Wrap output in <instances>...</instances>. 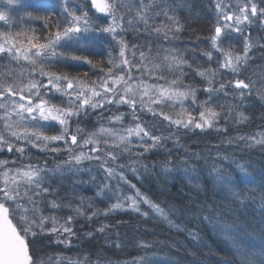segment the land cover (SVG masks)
<instances>
[{"label":"snow or ice","instance_id":"obj_1","mask_svg":"<svg viewBox=\"0 0 264 264\" xmlns=\"http://www.w3.org/2000/svg\"><path fill=\"white\" fill-rule=\"evenodd\" d=\"M70 0H60L62 6V15L65 17L64 23L59 22L55 25V30H49L41 38L35 34V30L17 31H0V58L8 57L10 61H26L30 66V72L27 76L21 73L19 80L0 79V150L6 149L8 152H17L21 155L29 147L37 148L42 151H51L59 153L68 152V158L62 163L54 165L49 169L45 163L44 167L36 165H26L21 168L11 169L7 167L8 161L0 160V264H44L42 260L34 259L30 252V246L35 244L38 239L42 238L44 233L67 234V239L57 240V243L69 244L71 238L75 235L70 225L73 216L67 217L64 224H60L55 216L45 217L37 216L36 204L38 200L50 192L49 187H45L47 174L65 175V169L68 172L90 171L82 169L84 161H102L100 167L106 173V179L117 177L125 181L132 189H135L134 196H125L124 202L119 199L112 203L103 214L108 215L110 212L131 208L135 212H140V204H147L150 209L159 214L161 218L167 221L170 227L177 230H187L189 237L194 241L200 240V234L195 229H184L169 219L168 213L160 207L159 204L151 201L143 195L136 185L128 181L123 171L119 173L117 168L123 169L125 165L107 166V159L117 160V155L113 151H104L105 147L121 149L123 152L131 153L133 148H142V152L136 153L137 157L143 156L145 152L151 151L157 146H162V142L171 139V136L153 135V129L146 126L137 116V109L140 112L151 113L154 117L160 116L168 121L169 126H175L183 129H204L211 128L217 121L220 113L212 105L213 97L220 93L226 96V88L231 86L238 100L245 98V90L249 89V84L244 79H233L219 82V86H214L217 81V74L221 70H228L236 77L242 68L247 66L249 60V51L253 45L245 37L243 53L225 50L219 46L222 34L231 32L242 33L244 27L251 25L259 14L264 17V8H258L257 4L251 2L237 4L234 11L227 10L230 6L224 5L222 0H217L215 7L217 9V24L214 29V35L208 39L211 41L212 48L217 50L223 57L218 61V68L198 69L197 75L204 78L207 86L203 91L207 94V99L197 101V91L199 89L191 84L183 85L182 77L184 76L182 66L187 61L182 56L174 55L175 49L165 50L167 53L163 57V63L147 62V57L143 51L139 53V63L131 60L126 55V50L138 49L137 45H132L129 49L128 43L123 38L117 39L119 32L125 31L124 21L127 16L129 28L135 24L143 23L145 31H151L164 40L169 39V33H179L182 30L179 17L175 15L176 8L172 7L170 0H85L90 7L83 5L76 9L69 8ZM9 7L21 6V0H7ZM24 7L36 11H47L50 5L47 0H35L32 4L23 5ZM183 3H178L176 7H183ZM94 10L95 13L103 14V18L108 20L106 25H100L93 22V17L89 12ZM173 13L170 15L169 13ZM134 13V15H130ZM163 16L168 23L161 22L153 26L149 23L155 17ZM29 19H43L47 25L51 19L49 16L33 17L31 12L27 13ZM23 19V17H21ZM0 22L11 28L13 21L8 14L0 11ZM92 33L111 34L116 44L119 46L117 55L109 52V58L102 64H93L87 56L76 55L75 52L82 51L86 47V42L93 39ZM43 40V42H39ZM26 40V43H25ZM73 49L74 51H68ZM159 50H157V54ZM209 60L212 59V52L204 53ZM132 57L136 56L135 51H131ZM67 61H85L94 68H97L101 75L96 80L80 78L79 76H69L66 73H59L49 70L53 63H62ZM104 64H107L105 69ZM172 70L173 68L180 71L177 79L168 80L164 75H158L164 68ZM189 67H191L189 65ZM11 78V73H8ZM39 77V78H37ZM155 78L156 81L164 83L149 82ZM60 97V103H53L54 97ZM191 99L192 107H184L185 101ZM171 102L175 107L180 105L177 112L169 115L159 110L157 106ZM111 105H126L130 109L132 122L127 127L119 129L106 128L103 125L91 132L77 123L75 129H72L71 122L75 118L77 121L81 115H86L88 110H101V115L106 107ZM222 107V106H221ZM200 110L196 112V109ZM194 112L196 114L194 115ZM126 113L112 115L108 118L109 123L123 124ZM241 120H247L248 117L239 113ZM52 122L59 125V133L56 135H47L42 128L53 126ZM29 125H34L30 127ZM79 137V139H78ZM133 139L138 141L133 144ZM241 140H247L250 145L264 146V133H259L252 137H239ZM147 141H151L148 143ZM54 142H62L64 148H49ZM178 142V140H177ZM87 151H76V149H85ZM228 160L227 156L222 157ZM139 161H133L136 163ZM165 164L164 171L170 169ZM187 164V161H182ZM230 163L235 164V169L239 172V181L232 171L221 165L214 164L209 178L212 180L213 187L219 192L226 194V198L236 203L240 207H246L248 204L255 203V188L250 185L257 184L256 178L250 173L245 163H237L232 160ZM147 172V166L141 165ZM135 175L136 168L131 169ZM186 174L190 171L195 172V168H184ZM139 178V177H138ZM94 179V178H93ZM242 183L243 188L238 187ZM109 185L104 184L97 192V196H103L105 189ZM199 185H193L194 190L199 191ZM259 187L264 189V173L261 174ZM23 189V190H22ZM249 193H252L251 195ZM189 201L186 211L193 219H198L204 224L210 226L222 239H224L233 250V254L239 257V264H264V244L259 248L255 245L244 243V239L255 235V229H250L246 221L238 219L228 220L227 215L219 211L220 206L215 202L198 201L188 194ZM26 201L30 208L25 207L21 201ZM126 202H128L126 204ZM84 199L81 198L80 204L72 210L76 215H84L82 207ZM53 209H59L62 205L56 201H50ZM68 207H72L68 205ZM195 211H192V209ZM261 220L258 231L264 237V192L260 196ZM31 213V215L29 214ZM99 215L98 211L88 214L87 218L91 220L94 216ZM148 216V212L142 213ZM50 221L53 227H45L46 222ZM103 233L105 226L97 229ZM86 235L91 236L92 233ZM142 247H149L147 244H141ZM117 247L119 245L117 244ZM144 258H140L139 264H143ZM78 264V262H74ZM133 264H138L134 260Z\"/></svg>","mask_w":264,"mask_h":264},{"label":"trees","instance_id":"obj_2","mask_svg":"<svg viewBox=\"0 0 264 264\" xmlns=\"http://www.w3.org/2000/svg\"><path fill=\"white\" fill-rule=\"evenodd\" d=\"M254 1L258 8H264V0ZM170 3L172 7L176 8L175 15L179 17L183 25L182 30L174 34L175 38H173V33H169L171 42L162 37L158 38L150 30L145 31L143 23L135 25L136 27L131 30L137 34L136 43H140L143 51L148 52V56H153L149 59L152 63H163L164 56H155L160 48L161 50L175 49L176 52L172 54L182 56L187 61V64L183 65L181 69L184 73L182 86L191 84L197 87L199 89L197 99L199 95H203L199 97H203L205 100L207 94L203 89L207 83L196 73L198 69L218 68L216 56L220 53L212 48L211 41L208 39L214 35L218 20L214 0H170ZM178 3H183L184 6L176 7ZM86 5L89 7L88 4ZM40 12L36 11V16L43 17L44 15ZM90 12L93 14L92 11ZM93 15L99 24H103L106 20L100 14ZM58 21V15L51 13V19L48 22L50 26H47L43 19H37L34 24L25 23L24 29L35 30V34L43 38L49 28L55 30ZM161 22L168 23L163 16L155 17L154 21H149L153 26ZM255 23L256 25L252 26L255 47H252L248 53L247 66L242 68L241 73L236 77L226 69L221 70L216 77L217 83L214 85L216 87L219 86V82L237 78L244 79L245 83L249 84V89L245 90L246 95L242 101L235 98L238 93H234L231 86L226 88L227 96L220 93L213 97L212 104L215 110L220 113L215 123H218L224 131L213 136L209 135L212 131L210 129L189 131V135H183L181 129L169 126L168 121L160 116L154 117L151 114L147 117L148 113H142L138 108L137 116L150 128L153 127V135L162 134L165 137L171 136V139H166L162 142V146L145 152L139 158L136 153L140 151H136L116 163L126 166L123 169L117 168L118 173L123 171L127 180L135 184L136 189H139L143 195L159 204L175 224L180 225L181 228L195 229L199 232L200 240L194 241L189 237L187 230L181 231L170 227L167 221L153 212L147 204H140L141 211L139 213L131 208H125L104 215V210L110 207L114 199L107 193L108 189H105L103 196L96 198L97 191L107 184L105 181L111 179V182L116 184L115 186H130L125 181L119 180L118 176L106 179V173L100 167L99 175L94 174L92 178L85 179L68 172L51 180L55 182L54 185L50 183L51 181L47 182V186H52V188L48 193V198L43 200L44 206L40 207L45 211H58L56 217L60 221L65 216H73V221L68 226L72 228L75 236L69 244H64L55 241L56 235L44 233L41 239L30 246V252L34 259L49 261L51 264H74V262H78V264H133L134 260L139 264L140 258H144L143 264H239V257L233 254V250L224 239L210 226L190 217L186 211L189 201L188 194L198 201L215 202L220 206L219 211L231 213L226 216L228 220L246 221L250 229H255V235L244 239V243L255 245L256 248L264 244V237L258 231L262 214L260 196L264 192V189L259 187L261 174L264 173V146L250 145L246 139H239V137H252L253 133L255 135L264 133V17L261 19L258 17ZM37 25H39V29ZM102 39L99 38L98 42H95L97 40L86 42L84 50L75 52V54L87 56L93 61V64L104 63L109 55L108 50L101 49L99 46L103 44ZM39 42H43V40L41 39ZM105 42L108 43L107 40ZM164 43L168 46H162ZM219 46L241 54L244 48L242 41L234 40L227 34L222 35ZM68 51L74 50L68 49ZM209 51L212 52L211 60L204 54ZM112 55L114 54L112 53ZM88 66L93 65L85 61H67L53 63L49 70L64 71L74 77L85 74L88 76L91 74ZM96 70L99 74V70L97 68ZM164 70L166 71V69ZM181 70L175 68L170 70L172 80L180 76ZM10 72L8 69L7 73ZM95 76L99 77L100 75ZM171 77L166 75V78L170 80ZM114 106L111 105L105 109L108 111ZM186 106L184 105V107ZM190 106L188 105V107ZM157 107L166 114L174 113V109L170 107L169 103ZM239 113H243L248 119L241 120ZM224 156L229 159L223 160ZM192 157L202 162V170H205L206 164L221 165L232 171L238 181L239 172L236 171L235 164L230 162L235 160L237 163H245L248 171L257 181V184L249 186L256 189V202L248 204L246 207H240L227 199L225 193L215 190L212 180L206 178L203 173L194 176L183 175L181 166H188ZM160 159L162 162L171 160V163L167 164V167H171L170 171L162 170L163 166L159 164ZM133 161L139 162L132 163ZM182 161H187V164ZM141 165L147 166V172ZM132 168L137 169L135 175ZM193 185H199V191L194 190ZM238 187L243 188L244 185L239 183ZM81 198L84 199L82 205L84 215H76L72 208L80 204ZM50 201H56L62 206L59 209H53L50 206ZM68 205L72 207L70 208ZM93 211H98L99 215L89 220L87 216ZM192 211L195 209L193 208ZM144 212H148V216L142 215ZM96 225H99V228L105 226V231L97 233ZM87 233H92V235L88 236ZM50 237L51 239H49ZM142 243L149 247H142Z\"/></svg>","mask_w":264,"mask_h":264},{"label":"rangeland","instance_id":"obj_3","mask_svg":"<svg viewBox=\"0 0 264 264\" xmlns=\"http://www.w3.org/2000/svg\"><path fill=\"white\" fill-rule=\"evenodd\" d=\"M34 2H35V0H21V6L9 7L7 5V0H0V11L5 12L6 14H8L10 20L13 21L11 28L6 26L3 22H0V31H9V30H11L13 32H17L19 30L20 32H23L25 30L24 29V25H26L25 23L28 24L30 22L29 24H31V23L34 24V22L37 21V19H35V18L29 19L27 17V13L31 12L33 17H37L36 16L37 14L35 13L36 10L23 6V5H27V4H32ZM216 2H217V0H214V6H215ZM251 2H255V1L251 0ZM47 3L50 5V7L48 8L47 11L40 10L41 12H43V13L40 12V14H43L44 16H48L51 13L55 14V15H58V19H59L58 22H60V24L62 25L64 23L65 17L62 15V6L60 4V0H47ZM137 3H138V0H137ZM222 3L224 5L230 6L227 10L234 11L235 8H236V5L238 3L242 5L244 3H249V0H222ZM80 5L88 7L86 5V3L84 2V0H70L68 6H69L70 9H76L79 12V7L78 6H80ZM137 6H138V4H137ZM215 12H216V17L218 18L216 7H215ZM89 15L93 17V22L94 23L99 24V22L96 21V19L94 18V15L91 12H89ZM130 15H134V13H130ZM61 16H62L63 20L61 19ZM21 17H23V19H21ZM258 17H260L259 14H258V16L256 18H253L254 22H256ZM260 19H261V17H260ZM254 22L251 25H248V26L244 27L242 33L231 32L230 34H227V35L229 37H233L234 40H239V42L242 41L243 45H245V37H248L249 42L253 45V47H255V45H254L255 38H253V33H252V30H253L252 26L254 27V25H256V23L254 24ZM107 23H108V20H105L104 23L100 24V25H106ZM135 25H137V24H135ZM135 25H134V27H136ZM47 26H50V25L47 24ZM124 27H125V31L119 32V30H118L117 39H119V38L125 39V41L129 45V49H131L132 45H137L138 46V49H131V51H135L136 52V56L135 57H132L131 51H127V50H126V55L128 56L129 59H131V60L135 59L134 61L136 63H139V53H140V51H143V48H141L140 43H136L137 34L133 33L131 28H129V26L127 24V16L125 17ZM16 28H18V29H16ZM37 28L39 29V25H37ZM91 35L93 37L92 40H97L95 42H98L99 38H101V39L103 38L102 39L103 40V44H102V46L101 45H99V46L101 47V49L108 50V55H109L110 51L114 55L118 54L119 46H118V44H116V41L113 39L111 34H108V33H104V34L92 33ZM102 40H101V42H102ZM105 40H107L108 43H106ZM25 43H26V40H25ZM162 46L167 47L168 44L164 43V44H162ZM90 48H92V47H90ZM167 49H169V48H167ZM159 50H161V48ZM143 52L145 53L146 57L148 58L147 62L149 64H151L152 62L149 59L153 58V56L152 57H151V55L148 56V52L146 50H144ZM216 52H218V51L216 50ZM166 54H169V53H167L165 51V49H162L158 54L156 53L155 56L159 55V56L162 57V56H165ZM218 55L216 56L217 57L216 63L223 59V57L220 54H218ZM3 59L5 60V63L7 64V69L11 67V70H10L11 72L10 73H11V76H12L11 78H9L8 73H7L6 78H4V80H8L9 82H11L12 80H19L21 78V73H23L24 76H27L28 73L30 72L31 66L26 61L14 62V61H10L9 58L6 57V56ZM217 65H218V63H217ZM88 67H89V69L91 71V74H88L87 79L96 80L98 77H96L95 75H101V73L99 72V74H98V71L93 66H88ZM104 67L106 69L108 66H104ZM164 69H166V71L165 70H163L162 72L158 71V75H164L165 77H166V75H168L169 77H171V74H172L171 71L169 70L170 72H168L167 71L168 69L166 67ZM51 71H53V70H51ZM54 71L55 72H59V73H66L64 71H56L55 69H54ZM66 74H68V73H66ZM69 76H72V75H69ZM73 77H74V75H73ZM79 77L83 79V78H85V75H81ZM37 78H39V77H37ZM168 80H170V79H168ZM171 80H172V77H171ZM149 82H151V83H156V82L164 83V81H162V80L161 81H156L155 78H152V80H150ZM181 90H184L182 85H181ZM199 94H201V93H199ZM199 96H203V95H199ZM199 96H198L197 101H204L203 97H199ZM52 102L56 103V104H59L60 103V97L59 96L54 97ZM168 103H169L170 107L172 109H174V112L179 111L180 105L177 104L175 107H173L171 102H168ZM168 103H165V104L168 105ZM184 105H187L186 107H188V105H191V99L189 98L188 100H186ZM190 107H192V105ZM190 107H188V108H190ZM242 107H243V105H242ZM242 107H240V108H242ZM121 111H123L124 113L127 114L125 116L123 124L115 123V122L109 123L108 118L110 116H112V115H119L120 113H122ZM198 111H199V108H197V112ZM146 115H147V117H148V115L151 116V113H148ZM146 115H145V118H146ZM157 117H159V116H157ZM160 118H162V117H160ZM132 119L133 118H132V115L130 114L128 106H126V105H119V106L115 105L114 108H112V109H110L108 111H106V109L103 110V114L102 115H101V110H99V109L98 110L89 109L86 115H81L79 117L78 121L74 118L73 121L71 122V125H72V129H75L77 123H79V126L81 128H83V129H85L86 132H91V131L101 127V125H103L106 128H114V129H119L121 127H127V126H129L131 124ZM52 125L53 126L45 127V128H42L41 130L44 131L45 134H47V135H56V134H58L59 133V125L55 124V122H52ZM29 126L30 127H34V125H29ZM146 126L150 128V126L148 124H146ZM0 127H2V121H0ZM173 127L175 128V126H173ZM152 129H153V127H152ZM179 129L182 130V134L183 135H189V131L210 129L212 131H211V133L209 135H212V136L216 135V133H218V134L220 133L221 134V132L223 130V128H221L218 123H214L211 128H207L206 127L204 129H195V128H190V129L179 128ZM203 135H204V133H203ZM254 135L255 134L253 133V136ZM78 139H79V137H78ZM147 142L151 143V141H147ZM132 143L135 145V144L138 143V141L136 139H133ZM49 148H64V145H63L62 142H54V143L49 145ZM81 150L87 151L88 149L87 148H85V149H76V151H81ZM104 151L105 152L113 151L117 155V160L116 161H112L111 159H107V166L108 167H113L114 165H118L116 163L121 161V158L129 156V155L135 153L136 151L142 152L143 149L139 148V147H137V149L133 148L131 150V153H129V152H123L121 149H118V148L105 147ZM12 156L13 157L15 156V160H8V162H9L7 164L8 168L16 169V168L24 167L26 165H36V166L44 167L45 163H46L47 167L49 169H51V168L54 167V165L62 163L63 161H65L68 158V152L62 151V152H59V153H54V152H51V151H42V150L37 149V148L29 147L28 150H26L23 155L15 152ZM16 156L19 159H16ZM104 159H106V158L102 157V161ZM102 161H95V160H93V161H84L82 163V165H81V168L82 169H90V171H80V172H71V173H73L74 175H76L78 177L81 176L82 178H85V179H88L90 177L92 178V177H94V174L99 175V171H100V166L99 165L101 164ZM160 161L161 162H159V164L161 166H163L162 170L164 171L166 161L162 162L161 159H160ZM189 162H190V164L188 166H186V167L189 168V169L194 167L195 168V172H191L190 171L188 174H186L185 171H184V167L185 166L183 167V165H182L181 169H182L183 175H185V176H194V175L203 173V175H205L206 178H209V173H210V171H211V169H212V167L214 165L213 163L211 165H207L206 164L205 165L206 166L205 170H202L201 169L203 167L202 166V162L198 161V159H195V158L192 157V159H190ZM168 168L171 169L170 166H168ZM2 171H3V167H0V172H2ZM64 171H65V173H68L67 169H65ZM102 175H103V173H102ZM57 177H61V175H58V174L54 175V174H51V173L47 174V179H46V182H45L44 186L48 187L47 186L48 185L47 182L48 181L50 182L51 180H53L54 178H57ZM239 177H240V174H239ZM105 182L110 187V188H108L107 193L110 195V197L114 198L112 203L117 202L118 199L121 202H124V197L125 196H134L135 195V190H133L130 187L123 186V185L115 186L116 184L111 182V179L109 181L106 180ZM50 183H52L53 185L55 184L54 181H51ZM51 188H52V186H49V189H51ZM45 198H48V194L44 195L43 197H41L38 200V202L36 204V208H37L36 215L37 216L43 215L45 217H48V216H55L56 217V214H57L58 211L52 210V209H51L52 211H45L43 208L40 207L41 205H43V200ZM96 198H99V197L96 195ZM21 203H23L25 205V207H27V208L31 207V205H29L24 200H22ZM127 203L128 202H126V204ZM38 204H39V206H38ZM125 208H127V206ZM29 214L31 215V213H29ZM67 217H69V216H65V218L61 219V221L58 219L59 223L60 224H64V222L66 221ZM45 227L50 229V228L53 227V224L50 221H48V222H46ZM95 227H96V230H97L99 228V225H96ZM97 233H99V232L97 231ZM51 234L53 236L56 235V238L54 237L56 242H57L58 239L59 240H65V239L68 238L67 234H59V233H51ZM74 236L72 238H74ZM51 237L49 239H51ZM72 238H71V240H72ZM44 264H51V263L49 261H46V262H44Z\"/></svg>","mask_w":264,"mask_h":264},{"label":"flooded vegetation","instance_id":"obj_4","mask_svg":"<svg viewBox=\"0 0 264 264\" xmlns=\"http://www.w3.org/2000/svg\"><path fill=\"white\" fill-rule=\"evenodd\" d=\"M84 2H85V0H84ZM89 7H90V5H89ZM91 11L95 15L100 14L103 16V14H101V13H95L94 10H91ZM3 58H0V79L6 78L8 69L11 70V67L7 69V64L5 63V60ZM14 153H15L14 151L10 153L6 149L0 150V160H5V161L15 160V156L14 157L12 156ZM16 159H19V158L16 156Z\"/></svg>","mask_w":264,"mask_h":264}]
</instances>
